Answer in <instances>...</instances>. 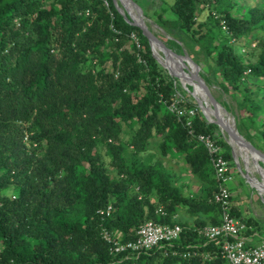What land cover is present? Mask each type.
Masks as SVG:
<instances>
[{
	"label": "trees",
	"instance_id": "obj_1",
	"mask_svg": "<svg viewBox=\"0 0 264 264\" xmlns=\"http://www.w3.org/2000/svg\"><path fill=\"white\" fill-rule=\"evenodd\" d=\"M202 3L216 9L208 20L197 15ZM222 4L174 0L156 8V22L197 44L218 81L245 87L237 126L264 151V105L245 85L249 75L264 78V0L245 10L237 0ZM240 40L257 41L255 60L243 62ZM164 66L113 0H0V264H231L216 240L198 233L220 222L218 182L189 129L214 136L230 165L232 145L191 95L181 101L196 109L190 126L170 109L181 86ZM152 144L160 158L148 154ZM168 153L183 157L205 194L176 184L161 158ZM109 203L102 218L97 210ZM181 208L197 216L195 224L180 223L179 237L162 246L114 251L102 236L105 227L122 231V242L134 240L146 220L174 223Z\"/></svg>",
	"mask_w": 264,
	"mask_h": 264
},
{
	"label": "rangeland",
	"instance_id": "obj_2",
	"mask_svg": "<svg viewBox=\"0 0 264 264\" xmlns=\"http://www.w3.org/2000/svg\"><path fill=\"white\" fill-rule=\"evenodd\" d=\"M141 9L144 15V19L148 23L150 29L154 31V33L166 44L174 42L175 48H172L174 51L175 49H182V52H178L179 54H183L184 51H186L189 56L192 58L193 61H195L199 65V73L200 75L202 73H205L206 75L213 78V81L211 84H208L213 95L215 98L221 103V105L227 109V112L233 117V120L237 126V119L244 117L246 114L243 108L239 107V103L244 98V89L245 87L241 85L239 89H235L231 86H229L226 81L220 80L219 73L214 70L213 63L209 60V62L206 61V57L204 53L201 51L200 47L195 43H190L188 40L181 41L176 39L172 34L168 33L164 28L159 26V24L156 22V8H162L169 6L174 2V0H133ZM240 4H242V9L245 10L249 5L258 4L261 0H237ZM223 2V6L229 5L230 0H221ZM118 4L120 9L124 10V5L121 2V0H118ZM212 13H216V9L213 6H210L209 4H201L200 9L197 12V15L200 19L208 20L210 15ZM164 16L166 17H174V15L167 11ZM222 24L224 26V29H227V25L224 21H222ZM234 40V39H233ZM236 52L242 57L243 62L247 63L250 60H255L259 54V48L257 47V41H254L251 45L246 44L243 40H240L239 42L235 43ZM153 52V51H152ZM159 62V61H158ZM161 63V62H160ZM187 63V62H186ZM162 66H164L161 63ZM165 67V66H164ZM167 67V66H166ZM165 67V68H166ZM167 69V68H166ZM183 69L188 70L192 75H194L193 72H191V67L186 65V67H183ZM167 71L172 73V70L167 69ZM170 73L174 78L177 79L181 87L177 88L176 95H182L188 96L191 95L195 102L197 103L199 109L205 116V118L211 122L215 123L213 120L209 119L205 113L203 112L202 108L198 104V96L196 94V89L193 87L190 88L189 84H186L183 80H181L178 76ZM202 76V75H201ZM203 77V76H202ZM204 78V77H203ZM205 80V78H204ZM247 84L246 87L249 88L250 91H255V94L252 95L254 102H260L262 105H264V78L262 77H255L253 75H249L247 77ZM206 81V80H205ZM207 82V81H206ZM183 91H186L187 93L184 94ZM193 93L196 94V97L193 95ZM262 118H264V115H262ZM217 124V123H215ZM218 125V124H217ZM219 127V125H218ZM238 128V126H237ZM219 133L218 135L223 137L226 141L227 136L224 134V131L219 127ZM239 130V129H238ZM240 132V131H239ZM241 133V132H240ZM242 134V133H241ZM243 135V134H242ZM244 136V135H243ZM128 137V136H127ZM245 137V136H244ZM246 138V137H245ZM247 139V138H246ZM250 141V140H249ZM229 142V141H228ZM251 142V141H250ZM252 143V142H251ZM253 144V143H252ZM103 151V149H102ZM262 151V150H261ZM264 153V151H262ZM159 149L157 145L152 144L149 150V155L153 156L154 158H160L159 155ZM161 154V153H160ZM232 155H233V164L231 165V174H233L238 179V184L236 182L235 189H236V199L237 201L240 200V192L241 190H244L249 193L250 197H246V204L249 207V211L251 210V206L254 205L259 211L263 210L260 213V218L257 220L256 217H254L252 214L247 213V206L246 210L243 208L242 210H239V214L241 216H238L241 219L245 218H254V220H257L254 225H259L260 235L261 239L264 241V194H262L261 190L254 187L248 180H247V168L244 160L240 158V162L236 160V156L232 147ZM148 156V155H146ZM162 160L164 161L165 165L169 168V170L172 171L171 178L175 179V182L177 185L182 186L185 189L186 194H205V186L201 182V180L194 175V173L191 172L190 168L186 163L183 161V157H180V159L177 158V154L171 155L167 154L165 156H161ZM104 160L108 163L110 160V157L104 154ZM260 161L263 163L264 166V155L260 156ZM253 171L250 173V175H256L259 177L260 180H264V176H261L260 173L252 167ZM234 179V177L232 178ZM136 189L138 187L136 186ZM244 193V192H243ZM244 195V194H243ZM248 196V195H247Z\"/></svg>",
	"mask_w": 264,
	"mask_h": 264
},
{
	"label": "built area",
	"instance_id": "obj_3",
	"mask_svg": "<svg viewBox=\"0 0 264 264\" xmlns=\"http://www.w3.org/2000/svg\"><path fill=\"white\" fill-rule=\"evenodd\" d=\"M182 95H176V99L170 105V109L176 114H186L187 125H191V118L196 109H187L181 105ZM189 133L206 147L214 168L215 177L218 182V189L213 200L220 206V222L218 224H206L198 228L200 237L205 242L216 240L220 247L222 257L231 264H264V241L259 244H252V237L248 234L253 226L233 213L232 192L230 181L232 180L230 161L223 155L222 146L216 141L214 136L205 133H195L193 128ZM112 204L101 207L97 213L105 218L112 212ZM160 215H166L163 206L157 210ZM182 231V226L178 222L165 223L154 219L146 220L137 229V237L134 240L122 242V231H110L102 229V236L105 241L113 245L114 251H121L131 248L133 251L150 249L156 245H164L177 239ZM188 254V253H187ZM185 255V254H184Z\"/></svg>",
	"mask_w": 264,
	"mask_h": 264
},
{
	"label": "bare ground",
	"instance_id": "obj_4",
	"mask_svg": "<svg viewBox=\"0 0 264 264\" xmlns=\"http://www.w3.org/2000/svg\"><path fill=\"white\" fill-rule=\"evenodd\" d=\"M124 4L125 6H127L128 10L137 22L147 26L150 29L146 20L142 19V17L140 16V12L137 6H135L130 0H124ZM150 30L154 33L152 29ZM152 45L154 56L156 57V59H158L159 63L161 62L170 70L175 72L176 75L186 84L194 85V89H196V94L198 96L199 102L203 105L207 117L214 122L221 123L222 130L224 131V134H226L227 140L233 147L237 162H240V158L244 160L249 175V172L252 173L253 171L252 167H254V169H256L261 176H264V168H258L255 162V153H253L250 148H248L244 144V142H242L239 138L235 137L230 132V130L233 133L236 132V128L234 127L233 117L227 112V109H225L221 104L218 105L217 108H215L209 100L205 90L199 85V83H197L193 79V75L188 70L183 69V67H186L188 63V65L192 69L191 72L195 73L196 66L194 62L188 57L182 59L181 57H178L177 55L162 49L156 42H153ZM226 128H228L229 131ZM249 182L258 190L260 189L262 194H264V180H260L256 175H250Z\"/></svg>",
	"mask_w": 264,
	"mask_h": 264
},
{
	"label": "water",
	"instance_id": "obj_5",
	"mask_svg": "<svg viewBox=\"0 0 264 264\" xmlns=\"http://www.w3.org/2000/svg\"><path fill=\"white\" fill-rule=\"evenodd\" d=\"M135 6H137L138 7V10H139V12H140V16L142 17V19H144L143 17H144V15H143V12L141 11V9H140V7L133 1V0H130ZM113 2H114V4H115V7L117 8V10L125 17V19L127 20V21H129L131 24H133V25H136V26H138V27H140L141 28V30H142V32L144 33V35H146L147 36V38L149 39V42H150V44H151V48H152V51H153V45H152V43L153 42H156L162 49H164V50H166V51H169V52H171V53H173V54H175V55H177L178 57H181L182 59H185L186 57H188V58H190L191 60H192V58L189 56V54L186 52V51H184V53L183 54H179V53H177L176 51H174L172 48H170L165 42H163V40H161L155 33H153L147 26H145V25H142L141 23H139V22H137L136 20H135V18L133 17V15L130 13V11L128 10V8H127V6H125V4H124V0H121V2L123 3V5H124V9H125V11L124 10H122V9H120V7H119V4H118V0H113ZM153 55H154V52H153ZM155 57V56H154ZM156 58V57H155ZM158 60V59H157ZM193 61V60H192ZM194 62V64H195V66H196V69H195V73H194V75H193V79L197 82V83H199V85L205 90V92H206V94H207V96H208V98H209V100L211 101V103L213 104V106L215 107V108H217L218 107V105H220L221 103L215 98V96L213 95V93H212V91H211V89H210V87H209V85L207 84V82L204 80V78L200 75V73H199V65L195 62V61H193ZM170 73H172L171 71H170ZM193 88H194V85H192V84H190ZM193 95L195 96V98L197 99V97H196V94L195 93H193ZM197 101H198V99H197ZM198 104L200 105V107L202 108V110H203V112L205 113V111H204V108H203V105L198 101ZM205 115H206V113H205ZM207 116V115H206ZM215 123H217L218 125H219V127L222 129V126H221V123L220 122H215ZM234 127L236 128V132H232L231 130H230V132L235 136V137H237V138H239L242 142H244V144L248 147V148H250V150L253 152V153H255V155H256V157H255V162H256V164H257V166H258V168H264V166L262 165V163H261V161H260V156L261 155H264V153L260 150V149H258L254 144H252L248 139H246L240 132H239V130L237 129V127H236V124H235V122H234ZM228 131H229V129L228 128H226ZM249 174H247V180L249 181Z\"/></svg>",
	"mask_w": 264,
	"mask_h": 264
},
{
	"label": "crops",
	"instance_id": "obj_6",
	"mask_svg": "<svg viewBox=\"0 0 264 264\" xmlns=\"http://www.w3.org/2000/svg\"><path fill=\"white\" fill-rule=\"evenodd\" d=\"M233 177L234 179L230 181V189L232 192V203H233V207L237 210V212H239V210H242L243 208H245L244 210H246L247 204H246L245 198L250 197V196L247 190L246 191L241 190L242 192H240V195H239L240 200L237 201L235 185H236V182L238 184V179L232 174V178ZM262 211L263 210L259 211V209H257L254 205L251 206V210L249 211V207L247 206V213L252 214L254 217H256L257 220L260 218L261 216L260 213ZM196 218L197 216H193V217L190 216L186 208H181L180 211L173 216V219L175 222L188 223L189 225L195 224ZM207 224H210V223H207ZM252 226H253L252 232L248 233L252 237L251 243L259 244L263 242V239H261V235H260L259 225H252Z\"/></svg>",
	"mask_w": 264,
	"mask_h": 264
}]
</instances>
